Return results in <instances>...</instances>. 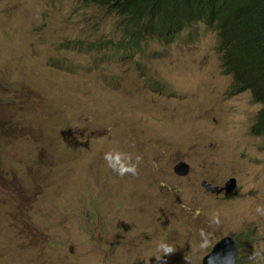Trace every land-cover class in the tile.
Listing matches in <instances>:
<instances>
[{
	"label": "rangeland",
	"instance_id": "374dc122",
	"mask_svg": "<svg viewBox=\"0 0 264 264\" xmlns=\"http://www.w3.org/2000/svg\"><path fill=\"white\" fill-rule=\"evenodd\" d=\"M84 1L0 0V264H145L159 241L176 251L148 264H202L252 231L247 255L264 249L260 107L232 92L216 33L195 23L124 58L96 46L119 36L115 17ZM112 147L143 157L137 176L107 167ZM233 169L259 189L202 186Z\"/></svg>",
	"mask_w": 264,
	"mask_h": 264
},
{
	"label": "clouds",
	"instance_id": "9594fccd",
	"mask_svg": "<svg viewBox=\"0 0 264 264\" xmlns=\"http://www.w3.org/2000/svg\"><path fill=\"white\" fill-rule=\"evenodd\" d=\"M120 1L125 0H116V9H113L109 6L97 5L91 0H86L88 4L90 3L89 5L105 10L116 19L115 28L119 36L115 35L102 39L96 46L103 48L104 52L118 54L120 57L125 58L141 52V48L147 43L148 38L156 36L146 35L139 46L131 47L125 44L127 41H132L133 37L132 30H129L125 25L126 16L118 11V2ZM149 3L153 4V0ZM197 5V12L200 17L187 23L182 32L195 23H203L216 33L217 48L221 52L223 71L232 78V92L234 94L251 92L253 102L260 107L256 120L251 126V133L256 136H262L264 130L259 125H263L260 114L264 109V102L255 98L253 89L248 86V83L255 67L259 78L264 74V17L257 21L253 19L257 9L264 6V0H228L224 8L218 7L212 0H197ZM143 31L145 32V30ZM71 46L75 47L76 45L72 43ZM168 119L171 121L170 117ZM244 155L246 154L244 153ZM103 159L107 167L120 177L126 175L137 176L139 174V165L143 162L141 155L133 152H124L117 147H112L105 151ZM189 165L186 161H180L178 165L179 174H186ZM112 171H110L111 174ZM229 175L230 177L227 178L224 184L203 180L202 186H204L206 191L213 194L225 193L233 196H240L246 190V187L251 190L256 187L259 189L258 177L239 172L237 169H233L229 172ZM106 179L109 182L107 176ZM255 213L260 217H264V200L256 204ZM210 216V223H220L215 212L211 213ZM199 234L203 241L200 247L206 248L208 246L207 234L203 229L200 230ZM256 235L255 231L246 236L242 235V233L239 235L230 233L217 241H213L211 250L202 259V264H215L214 257L217 258L220 264H247L248 261L250 264H264V249L253 248L249 256L247 255L250 248L257 244L258 235L257 237ZM156 249L157 254L148 257L145 264H148L151 257L161 261L163 257L176 251L173 246L165 241H159Z\"/></svg>",
	"mask_w": 264,
	"mask_h": 264
},
{
	"label": "trees",
	"instance_id": "16d2710c",
	"mask_svg": "<svg viewBox=\"0 0 264 264\" xmlns=\"http://www.w3.org/2000/svg\"><path fill=\"white\" fill-rule=\"evenodd\" d=\"M91 1L97 5L116 9V0ZM151 1L125 0L118 2V11L126 16L125 25L129 30H132L133 40L127 41L125 44L131 47L139 46L146 35H158L167 41L174 40L185 29L187 23L200 17L197 12V0H153V4H150ZM212 1L220 8H224L228 2V0ZM263 17L264 6H261L257 9L253 19L257 21ZM248 86L252 87L255 98L264 102V74L259 78L256 67ZM260 118L263 125L259 126L264 130V109Z\"/></svg>",
	"mask_w": 264,
	"mask_h": 264
},
{
	"label": "water",
	"instance_id": "95a60500",
	"mask_svg": "<svg viewBox=\"0 0 264 264\" xmlns=\"http://www.w3.org/2000/svg\"><path fill=\"white\" fill-rule=\"evenodd\" d=\"M215 264H220L216 257H214Z\"/></svg>",
	"mask_w": 264,
	"mask_h": 264
}]
</instances>
